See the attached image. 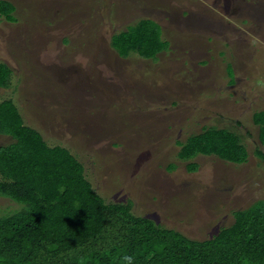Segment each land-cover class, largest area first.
<instances>
[{"label": "rangeland", "instance_id": "obj_1", "mask_svg": "<svg viewBox=\"0 0 264 264\" xmlns=\"http://www.w3.org/2000/svg\"><path fill=\"white\" fill-rule=\"evenodd\" d=\"M6 1L15 21L0 17L11 71L0 101L68 149L105 202L131 201L133 216L203 241L264 200V126L252 117L264 112V0ZM141 21L169 46L118 57L111 36ZM212 127L239 136L245 163L179 160L180 144ZM22 207L0 195V217Z\"/></svg>", "mask_w": 264, "mask_h": 264}, {"label": "trees", "instance_id": "obj_2", "mask_svg": "<svg viewBox=\"0 0 264 264\" xmlns=\"http://www.w3.org/2000/svg\"><path fill=\"white\" fill-rule=\"evenodd\" d=\"M14 13L11 2H0V17L12 23ZM161 36L157 23L141 21L111 36L109 45L118 57L150 60L169 46ZM10 77L0 63V88ZM252 117L261 132L264 112ZM0 136L11 139L0 146V195L23 206L0 217V264H120L125 254L135 264H264V200L234 211L233 222L209 239L191 240L133 216L131 201L105 202L70 151L49 147L10 100L0 101ZM198 155L236 165L247 159L237 134L213 127L180 144L179 160Z\"/></svg>", "mask_w": 264, "mask_h": 264}, {"label": "clouds", "instance_id": "obj_3", "mask_svg": "<svg viewBox=\"0 0 264 264\" xmlns=\"http://www.w3.org/2000/svg\"><path fill=\"white\" fill-rule=\"evenodd\" d=\"M120 264H135V258L131 255H122L119 258Z\"/></svg>", "mask_w": 264, "mask_h": 264}]
</instances>
